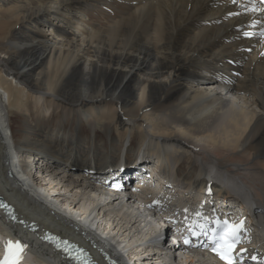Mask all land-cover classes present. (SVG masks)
<instances>
[{"label":"bare ground","instance_id":"1","mask_svg":"<svg viewBox=\"0 0 264 264\" xmlns=\"http://www.w3.org/2000/svg\"><path fill=\"white\" fill-rule=\"evenodd\" d=\"M263 29L254 0H0V194L22 219L0 216L2 250L67 264L22 228L35 221L96 244L95 264H214L164 241L201 199L228 211L212 196L248 203L244 243L264 253ZM138 159L167 188L157 217L136 207L145 191L98 183L143 176L116 173Z\"/></svg>","mask_w":264,"mask_h":264},{"label":"snow or ice","instance_id":"2","mask_svg":"<svg viewBox=\"0 0 264 264\" xmlns=\"http://www.w3.org/2000/svg\"><path fill=\"white\" fill-rule=\"evenodd\" d=\"M264 35V33H262ZM187 211V210H185ZM197 216H201V213H196ZM207 218H205L206 220ZM212 223L215 227L206 230V224L196 223L195 228H199L201 233L207 235L208 231L214 234L213 251L220 255L221 259L227 260V264H233L235 257L232 255L234 252V246L239 242V232L242 230L243 222L240 224L229 223L228 221L214 220ZM219 230V234L216 235ZM194 232L193 234H201ZM185 243H188L185 240ZM25 245H22L19 241L13 242L12 240H7L4 243V256L0 259V264H19L23 259V251ZM219 249V251H218ZM255 259V257H253Z\"/></svg>","mask_w":264,"mask_h":264},{"label":"rangeland","instance_id":"3","mask_svg":"<svg viewBox=\"0 0 264 264\" xmlns=\"http://www.w3.org/2000/svg\"><path fill=\"white\" fill-rule=\"evenodd\" d=\"M78 10V9H77ZM76 10H73V12H75ZM108 22V21H107ZM47 27L48 26H46V29H47ZM48 28H50V27H48ZM45 29V28H44ZM178 30L180 31V30H182V26H179V28H178ZM263 32H264V30H263ZM38 164V163H37ZM87 170H89V169H87ZM166 240H168V241H170V239H169V235H167V239L165 238L164 239V241H166Z\"/></svg>","mask_w":264,"mask_h":264}]
</instances>
